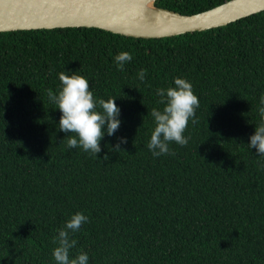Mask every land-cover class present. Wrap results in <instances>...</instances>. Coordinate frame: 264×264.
<instances>
[{"label": "trees", "instance_id": "1", "mask_svg": "<svg viewBox=\"0 0 264 264\" xmlns=\"http://www.w3.org/2000/svg\"><path fill=\"white\" fill-rule=\"evenodd\" d=\"M227 1L155 5L193 14ZM123 51L132 60L121 71ZM61 71L85 76L97 99L117 97L120 127L105 131L97 156L69 148L59 130L47 93L58 94ZM177 77L199 98L196 122L186 146L172 142L157 157L150 113L164 108L157 89ZM262 97L264 10L160 38L98 27L0 32V264H56L54 238L77 212L88 220L70 233V256L86 252L88 264H264V156L248 145L264 123Z\"/></svg>", "mask_w": 264, "mask_h": 264}, {"label": "clouds", "instance_id": "2", "mask_svg": "<svg viewBox=\"0 0 264 264\" xmlns=\"http://www.w3.org/2000/svg\"><path fill=\"white\" fill-rule=\"evenodd\" d=\"M131 60L132 55L127 51L120 52L115 57L121 71L124 70V64ZM138 75L143 80L146 70H140ZM59 80L62 87L58 94L51 89L47 93L49 99L62 113L58 124L59 130L70 133L65 137L69 148L79 146L85 152L97 156L101 152V140L105 136V131L112 136L120 127L121 110L116 104L117 97H109L107 100L95 98L90 90L89 80L76 71H61ZM156 94L162 98L160 103L164 104V108L162 111L156 108L151 110L150 115L156 126L147 147L158 157L169 153V145L172 142L181 146L188 144L190 137H185L184 132L190 119L193 123L196 122V109L200 101L193 91L192 84L180 77L175 78L174 86L157 89ZM261 103H264V97ZM260 112L264 116V108H261ZM126 142V138H121L114 150L119 151L120 144ZM248 145L251 149H256L259 155L264 156V123L255 127ZM87 220L88 217L83 212L74 213L59 230L53 241L57 244L53 250L56 264H88L89 257L86 252L81 251L74 257L70 256V250L76 245V240L70 239V233L79 231Z\"/></svg>", "mask_w": 264, "mask_h": 264}, {"label": "water", "instance_id": "3", "mask_svg": "<svg viewBox=\"0 0 264 264\" xmlns=\"http://www.w3.org/2000/svg\"><path fill=\"white\" fill-rule=\"evenodd\" d=\"M173 19L145 20L143 6ZM156 0H0V32L58 27H98L142 38L168 37L227 25L264 10V0H229L213 8L183 14L155 5Z\"/></svg>", "mask_w": 264, "mask_h": 264}, {"label": "bare ground", "instance_id": "4", "mask_svg": "<svg viewBox=\"0 0 264 264\" xmlns=\"http://www.w3.org/2000/svg\"><path fill=\"white\" fill-rule=\"evenodd\" d=\"M145 20L154 23H166L173 19L169 14L155 9L151 2H146L143 6Z\"/></svg>", "mask_w": 264, "mask_h": 264}]
</instances>
